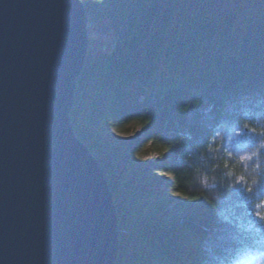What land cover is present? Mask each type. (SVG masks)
<instances>
[{
	"label": "trees",
	"instance_id": "1",
	"mask_svg": "<svg viewBox=\"0 0 264 264\" xmlns=\"http://www.w3.org/2000/svg\"><path fill=\"white\" fill-rule=\"evenodd\" d=\"M80 1L86 21L102 26L111 41L87 46L68 114L75 135L92 150L104 145L96 135L102 123H134L153 150L170 145L168 192L124 189L139 205L130 217L113 201L124 235L114 264H232L253 244L255 230L264 232L256 218L264 171L255 183L247 176L225 180L213 168L219 159L202 150L220 140L241 161L247 156L245 172L249 163L264 170V130L243 127L264 126V0ZM99 165L114 200L118 186ZM202 176L214 179L204 185ZM171 193L192 214L165 235L143 217L162 215L159 203Z\"/></svg>",
	"mask_w": 264,
	"mask_h": 264
},
{
	"label": "water",
	"instance_id": "2",
	"mask_svg": "<svg viewBox=\"0 0 264 264\" xmlns=\"http://www.w3.org/2000/svg\"><path fill=\"white\" fill-rule=\"evenodd\" d=\"M80 0H0V264H114V202L69 110Z\"/></svg>",
	"mask_w": 264,
	"mask_h": 264
},
{
	"label": "rangeland",
	"instance_id": "3",
	"mask_svg": "<svg viewBox=\"0 0 264 264\" xmlns=\"http://www.w3.org/2000/svg\"><path fill=\"white\" fill-rule=\"evenodd\" d=\"M85 28L87 46L90 48L103 47L107 41H111L109 34L101 32L102 26L92 25L85 19ZM96 135L97 140L104 145L92 149L91 153L100 164L110 169L114 184L118 186L117 196L113 201L126 211L128 217L135 209L138 212L139 205L130 203L124 197V189L145 187L161 193L171 189L172 179L167 170L165 153L161 155L151 148L149 139L140 125L131 123L119 126L104 122L96 128ZM82 143L87 147L85 141ZM171 194L169 201L162 200L159 203V208L164 212L162 215L148 213L143 217L144 221L154 224L155 231L165 235L179 230L184 218L192 214L189 208L177 207L175 203L178 200L177 195ZM122 229L121 227L119 230ZM123 236V233L120 236L118 234L119 239Z\"/></svg>",
	"mask_w": 264,
	"mask_h": 264
},
{
	"label": "clouds",
	"instance_id": "4",
	"mask_svg": "<svg viewBox=\"0 0 264 264\" xmlns=\"http://www.w3.org/2000/svg\"><path fill=\"white\" fill-rule=\"evenodd\" d=\"M98 3H103V0H97ZM244 128L250 129L254 133L261 132L264 130V126L256 125L251 122H244ZM261 145L264 146V141H261ZM170 150V145L162 144L161 155ZM212 154L214 159H219L220 163L213 165V168H219L225 180L235 182V178L240 176L241 181L244 180L245 176L248 177L250 183H255L257 176L264 171L254 167L249 163L248 170L245 172L243 165L248 163L247 156L244 161H241L239 157L234 156L230 151L225 150L220 140H216L210 143L206 149L202 150V155ZM253 157L256 152L253 151ZM241 169L240 172L236 169ZM214 178L209 176H202L201 184L208 185ZM256 218L260 221L261 225H264V205L260 207L259 212L256 213ZM256 236L253 244L241 249L232 259V264H264V232L260 231L259 228L256 230Z\"/></svg>",
	"mask_w": 264,
	"mask_h": 264
}]
</instances>
